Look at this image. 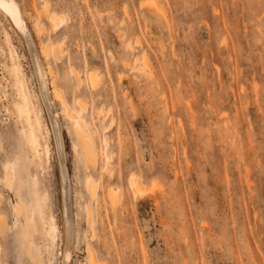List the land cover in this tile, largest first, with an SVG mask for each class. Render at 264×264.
Wrapping results in <instances>:
<instances>
[{
	"label": "rangeland",
	"instance_id": "rangeland-1",
	"mask_svg": "<svg viewBox=\"0 0 264 264\" xmlns=\"http://www.w3.org/2000/svg\"><path fill=\"white\" fill-rule=\"evenodd\" d=\"M16 1L35 41L54 45L46 68L99 151L96 166L85 164L60 112L75 220L69 264H89L87 243L95 264H264V0ZM43 6L56 24L42 16ZM35 11L44 29L38 35ZM30 63L0 10V264H32L17 241L16 188L36 264H57L60 251L54 138ZM88 70L98 74L95 89ZM22 92L31 100L28 115ZM34 114L43 125L30 134ZM4 164L13 168L9 184ZM130 175L145 194L132 195ZM115 186L113 205L108 189Z\"/></svg>",
	"mask_w": 264,
	"mask_h": 264
},
{
	"label": "bare ground",
	"instance_id": "bare-ground-1",
	"mask_svg": "<svg viewBox=\"0 0 264 264\" xmlns=\"http://www.w3.org/2000/svg\"><path fill=\"white\" fill-rule=\"evenodd\" d=\"M148 1L145 3L146 4L152 3V6H153L155 1L150 0V3H148ZM142 3H143V0L141 1V5ZM156 6H154V8ZM157 9L161 13L165 11V10L163 11V9L159 6L157 7ZM0 10L5 12L9 16L11 20V24L14 26V28L18 32L26 48V51L28 53L29 60L32 63L30 64L33 65L32 67L34 70L33 75L35 73L36 78H37L38 88L40 90L41 95L44 98L43 103L45 105V110H46V114H45L46 130L48 132H51V134H53L52 138H54V148L56 152V161H57L56 165H57V170H58V180L60 184V193H61V196H60V212H61L60 214V224H61L60 251H59L57 264H69L70 256H71V249H72V245H74V240H75V229H74L75 220H74V215L73 213L71 214V209H70V207L72 206V204L70 205V196H69V191L71 189V183H70V176L68 175V171H67V166L64 162V158L66 157V151L65 149L63 151V145H62V141H63L62 132H63L64 125L61 120L62 117L60 115V112L63 115V117H66L67 119H69V121L72 124V130H73V133L77 141L76 143H72L71 146L73 150H77L79 148L80 154H81V157L84 163L90 164L92 166H96L99 161V151L95 145L94 138L91 135V133L88 131V129L86 128L83 122V119L78 115V113L73 111L74 109L73 110L71 109L72 106L70 107V105L68 104V101L66 100L62 89L55 82V77H56L54 76L55 73L53 74L50 66L49 68H46L48 66L45 65L43 59L47 58L54 51L53 50L54 47H52L54 45L49 42L38 44L35 41L34 34L30 30L27 24L22 8L20 7V5L18 4L16 0H0ZM25 13L26 15L28 14V12H25ZM41 14L42 16H45L46 19L48 18L50 20L49 23L53 22L56 24L59 21L58 16L53 11L49 10L48 7L43 6L41 10ZM38 15H39L38 12L35 11L31 16L32 26L35 31V34L37 35L38 33L40 34L41 31L43 33V30H44V29L42 30L43 26L41 25L39 21L40 18L38 19ZM141 57L144 61L143 64H145L146 56L143 54L141 55ZM133 60H136V57H134ZM124 63H126V65L129 64L128 61ZM72 72L74 76L77 77V86H80L82 79H80V75L78 71L72 70ZM49 74H51L50 78H49ZM85 76L89 83L90 88L95 89L96 83L98 82V74L95 73V71L88 70ZM20 99L22 101V111H24L28 115V113L32 112L33 110L32 105H31V100H29L27 93H24V92L21 93ZM57 103H59V105L61 106V109H58ZM75 103H77L82 109H84V106H83L84 104H83L82 99L78 98ZM42 109H44L43 106H42ZM42 109L40 107L39 111L41 112ZM27 124H28L29 133L31 134L32 128L40 127L41 125H43V121L40 119V116H37L36 114H34L31 120L28 119ZM104 143L107 144L106 138L104 140ZM3 169H4L3 177H5V179L3 178L4 179L3 182L5 181L6 183L9 184L10 183L9 180L12 178L11 172L13 168L10 164H4ZM130 176H129L130 178H128V181L131 184L130 186H132V189L130 188L132 190V195H133V192H139V195L137 197L142 196L141 194H145V192H143L144 186L141 185L140 180L136 178L135 176H132V175ZM68 180H69V184H68ZM84 183H85V187L88 190L89 194L91 196L94 195L96 192L95 181L91 177L88 176L87 178H85ZM119 191L120 190L117 188V186L109 187L108 189V196L113 205L117 204L114 201L116 200L117 195H118L117 192ZM15 195L17 196V201L12 203V207L14 211L16 212V214L18 215L22 214L23 216V221L21 222L19 230H18L19 237L17 241L19 245L24 249V253L27 255L29 260L32 261V264H36L37 258L34 255V251H32V248H31V244H32L31 235L33 232L29 224V220L27 218V211L25 208V204L21 199L20 190L18 188L15 189ZM119 197L120 195H118L117 199H119ZM89 214H90V207L87 206L86 207V216H87L86 219H87V223L90 224ZM5 231H6V227L4 225V219L3 217H0V236H3ZM50 234H51V238H54L53 234L52 233ZM86 250L88 251L90 255L89 264H95L96 258H94L93 250L88 243L86 244Z\"/></svg>",
	"mask_w": 264,
	"mask_h": 264
}]
</instances>
